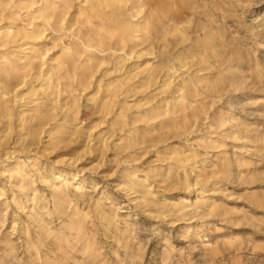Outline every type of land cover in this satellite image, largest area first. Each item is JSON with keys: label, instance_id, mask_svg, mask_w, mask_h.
<instances>
[{"label": "clouds", "instance_id": "1", "mask_svg": "<svg viewBox=\"0 0 264 264\" xmlns=\"http://www.w3.org/2000/svg\"><path fill=\"white\" fill-rule=\"evenodd\" d=\"M0 264H264V0H0Z\"/></svg>", "mask_w": 264, "mask_h": 264}]
</instances>
